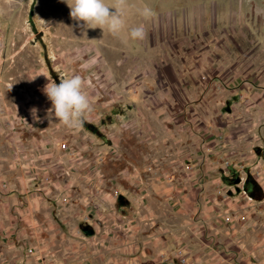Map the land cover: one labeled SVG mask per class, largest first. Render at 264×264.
<instances>
[{
	"label": "rangeland",
	"instance_id": "rangeland-1",
	"mask_svg": "<svg viewBox=\"0 0 264 264\" xmlns=\"http://www.w3.org/2000/svg\"><path fill=\"white\" fill-rule=\"evenodd\" d=\"M121 3L112 35L0 0V264H264V0ZM43 73L81 76L82 127Z\"/></svg>",
	"mask_w": 264,
	"mask_h": 264
},
{
	"label": "clouds",
	"instance_id": "clouds-1",
	"mask_svg": "<svg viewBox=\"0 0 264 264\" xmlns=\"http://www.w3.org/2000/svg\"><path fill=\"white\" fill-rule=\"evenodd\" d=\"M65 2L70 8V16L78 24L82 22L84 28L99 27L102 31L106 28L112 35H119L125 27V12L121 0L111 4L106 0H65ZM110 8L114 11H110ZM140 14L147 18L151 15V9L144 7L140 10ZM129 35L132 39H143L145 35L143 25L132 27ZM42 91L51 101L47 116H54L56 121L68 128L83 126L86 115L92 111V107L89 97L83 91L80 75L62 77L59 83L48 77V82ZM31 116L34 121L42 119L37 115L36 107L31 109Z\"/></svg>",
	"mask_w": 264,
	"mask_h": 264
},
{
	"label": "crops",
	"instance_id": "crops-1",
	"mask_svg": "<svg viewBox=\"0 0 264 264\" xmlns=\"http://www.w3.org/2000/svg\"><path fill=\"white\" fill-rule=\"evenodd\" d=\"M250 159H251V160H250ZM249 160H250L251 162L254 161V160L256 161V158L253 157V156H251V158H250V157H245L244 163H249V162H246V161H249ZM237 164H239V163H237ZM230 168H231V167H230Z\"/></svg>",
	"mask_w": 264,
	"mask_h": 264
},
{
	"label": "built area",
	"instance_id": "built-area-1",
	"mask_svg": "<svg viewBox=\"0 0 264 264\" xmlns=\"http://www.w3.org/2000/svg\"><path fill=\"white\" fill-rule=\"evenodd\" d=\"M258 166V165H257ZM259 170H264V165L259 169ZM30 250H32V249H30ZM184 259V258H183Z\"/></svg>",
	"mask_w": 264,
	"mask_h": 264
},
{
	"label": "trees",
	"instance_id": "trees-1",
	"mask_svg": "<svg viewBox=\"0 0 264 264\" xmlns=\"http://www.w3.org/2000/svg\"><path fill=\"white\" fill-rule=\"evenodd\" d=\"M249 192L253 193V190L249 188Z\"/></svg>",
	"mask_w": 264,
	"mask_h": 264
}]
</instances>
